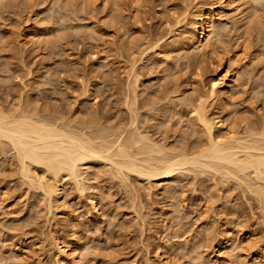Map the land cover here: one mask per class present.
<instances>
[{
  "label": "rangeland",
  "instance_id": "374dc122",
  "mask_svg": "<svg viewBox=\"0 0 264 264\" xmlns=\"http://www.w3.org/2000/svg\"><path fill=\"white\" fill-rule=\"evenodd\" d=\"M188 1L137 9L131 0H0V109L29 106L57 124L113 133L131 125L134 109L158 143L200 147L206 139L191 111L222 66L235 84L227 105L206 100L208 117L241 136L264 128V0H252L257 12L247 23L233 15L219 23L214 51L158 54L148 44L156 34L169 42L192 29L190 20L167 22L173 7L190 4L192 13L203 3ZM28 28L41 34L34 50L22 44ZM8 147L0 148V264H54L53 238L74 242L83 264H264V199L236 178L187 172L173 182L122 181L88 166L79 185L65 177L51 210L41 189L21 179ZM227 238L235 249L223 257Z\"/></svg>",
  "mask_w": 264,
  "mask_h": 264
},
{
  "label": "bare ground",
  "instance_id": "6f19581e",
  "mask_svg": "<svg viewBox=\"0 0 264 264\" xmlns=\"http://www.w3.org/2000/svg\"><path fill=\"white\" fill-rule=\"evenodd\" d=\"M151 1L131 0V7L138 9L145 2L150 4ZM185 1V3L189 2ZM189 5L186 4L185 10L182 12L176 11L173 7L167 22L172 27L182 26L183 23L187 26L190 20V23L193 24L192 29L186 28L182 33L181 40L172 39L169 42L162 41L165 34L164 36L163 34L156 36V34L148 44H152L151 46L158 54L167 55L178 47H184L186 50L195 51V55H205L208 50L214 51L215 38L223 30L219 25L227 23L224 20L228 21L235 16L245 22L257 12L253 7L252 0H203L202 6L192 13L189 11ZM189 16H191L190 19H188ZM169 31L171 32L172 28H169ZM22 35V44L25 48L34 50L41 42V40L39 41L41 34L37 29L28 28ZM232 73L229 68L223 70L222 66H219L216 75L210 82L208 96L201 97L194 108L192 105L191 114L195 115L196 121L200 123L206 139V142H202L203 145L200 144V147L197 142V147L194 144V148H191L192 146L186 148V146L184 149H177V147L175 149V147L171 148L173 145L170 147L169 144L166 146L158 143L153 139L155 137L152 134L150 136L144 130L142 131L144 126H141L142 129L139 127V112L136 113L137 111H133L132 108L131 125L125 130H117L120 131L119 133L114 131L116 133L114 134L113 130L107 132L106 130L109 129H99L100 126L97 127L98 131L91 129L92 131L89 130V132L85 128L79 129L65 125L68 122L57 124L56 121L59 118L51 120V118L41 117L36 111L26 106L19 107V110H13L17 112H13L10 110L11 108L0 109V148L5 145L6 149V146H9L11 151L15 152L20 166L18 173L20 172L21 179H24L29 185L41 189L45 199L47 198V206L50 209L53 207L56 197L59 196L58 191L64 185L66 176L70 177L71 181H75L74 184L79 185L84 176H82L84 171L81 173L82 168H88V166L95 168L101 165L108 167V170L110 169L114 173L112 176L115 175L117 176H114L115 178L119 177V180L122 181H127L129 176H133L137 180L148 183L151 180L162 183L170 180L173 182L181 176L184 178V174L187 175V172L209 174L211 178L220 175L221 180L236 178L245 185L249 193H253V196L262 202L264 199V185L262 184V182L264 183V128L255 129L247 126L245 134L241 136L232 127L225 126L224 120L216 121L209 118L205 110L208 98L218 99L226 105L228 104L229 92L235 84V77ZM136 80L134 81L136 82ZM136 83L135 88H138ZM133 93L134 99L137 98V91H133ZM134 99L132 97L131 100ZM134 101L131 102V105L135 104ZM133 107L135 106L133 105ZM130 127L131 129H129ZM88 128L90 129L91 126ZM202 138L204 137L202 136ZM175 143L173 144L177 145L179 142ZM93 171L95 173V170ZM45 174H48L49 177L47 178ZM54 196L55 198H53ZM52 199L55 200L52 202ZM95 201L91 202L93 209L97 208L98 203ZM52 241L54 245L52 246L56 250L54 264H83L80 261L83 252L80 253V248L74 242H60L61 240L58 241L55 238ZM229 241L231 239L227 238L221 244V250L225 251L223 257H227V254L235 249V245Z\"/></svg>",
  "mask_w": 264,
  "mask_h": 264
}]
</instances>
